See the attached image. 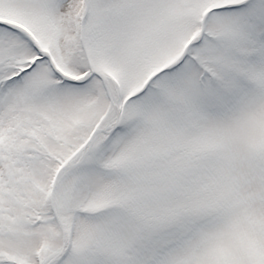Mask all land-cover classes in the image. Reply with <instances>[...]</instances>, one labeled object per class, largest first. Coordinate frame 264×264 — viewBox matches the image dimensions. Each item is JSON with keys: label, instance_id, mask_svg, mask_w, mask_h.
Wrapping results in <instances>:
<instances>
[{"label": "snow or ice", "instance_id": "obj_1", "mask_svg": "<svg viewBox=\"0 0 264 264\" xmlns=\"http://www.w3.org/2000/svg\"><path fill=\"white\" fill-rule=\"evenodd\" d=\"M0 264H264V0H0Z\"/></svg>", "mask_w": 264, "mask_h": 264}]
</instances>
